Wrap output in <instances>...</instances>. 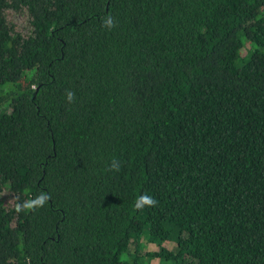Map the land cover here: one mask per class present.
Here are the masks:
<instances>
[{
  "label": "trees",
  "instance_id": "trees-1",
  "mask_svg": "<svg viewBox=\"0 0 264 264\" xmlns=\"http://www.w3.org/2000/svg\"><path fill=\"white\" fill-rule=\"evenodd\" d=\"M0 264H264V0H0Z\"/></svg>",
  "mask_w": 264,
  "mask_h": 264
},
{
  "label": "clouds",
  "instance_id": "clouds-1",
  "mask_svg": "<svg viewBox=\"0 0 264 264\" xmlns=\"http://www.w3.org/2000/svg\"><path fill=\"white\" fill-rule=\"evenodd\" d=\"M103 27L108 30H111L113 27H115L114 18L111 15L103 18ZM74 95L75 94L73 92L67 93V99L69 102L73 101ZM119 170H120V162L113 159L111 163L108 165L107 171L119 172ZM49 198L50 197L48 195L41 193L35 198L27 199L23 202L16 203L15 211L17 214L21 212H25V213L35 212L38 209L42 208L46 204ZM157 204L158 201L154 197L149 196L147 194H143L138 196L134 201V209L143 210L145 207H155Z\"/></svg>",
  "mask_w": 264,
  "mask_h": 264
},
{
  "label": "rangeland",
  "instance_id": "rangeland-1",
  "mask_svg": "<svg viewBox=\"0 0 264 264\" xmlns=\"http://www.w3.org/2000/svg\"><path fill=\"white\" fill-rule=\"evenodd\" d=\"M12 21L15 23V26L18 28V30H24V27L27 25L26 24V17L23 14H15L12 16ZM3 198L6 199V202L8 204H11V199L7 197V194L5 195L4 193L2 194ZM168 249H174L175 245L169 242H166L164 244ZM156 260H153V263H156Z\"/></svg>",
  "mask_w": 264,
  "mask_h": 264
}]
</instances>
